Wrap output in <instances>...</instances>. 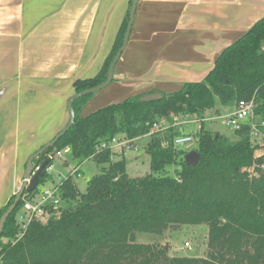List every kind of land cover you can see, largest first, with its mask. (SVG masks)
Listing matches in <instances>:
<instances>
[{
    "label": "trees",
    "instance_id": "obj_1",
    "mask_svg": "<svg viewBox=\"0 0 264 264\" xmlns=\"http://www.w3.org/2000/svg\"><path fill=\"white\" fill-rule=\"evenodd\" d=\"M131 3L101 69L92 78L76 80L75 94L106 79ZM263 46L264 17L220 53L202 81L185 83L157 100L143 102L144 95H138L85 116L80 106L92 94L74 101L73 125L33 160L32 169L47 154L70 147V160H91L101 165L100 172L86 182L83 193L75 175L61 180L57 210L49 207L47 220H32L16 240L22 198L40 192L51 179L44 174L42 187L25 193L4 223L0 264H264V153L255 155L261 146L249 138V121L234 132V140L203 125L207 112L217 107L232 110L240 100L253 101L254 121L264 135ZM182 118L201 124L191 150L199 155L194 166L184 160L188 151L173 144L184 134L176 127ZM160 121L170 127L161 138L152 134L143 146L150 168L144 177L127 176L124 153L95 151L115 136L141 138ZM15 197L0 209L2 214ZM192 225L207 227L204 257L170 256L167 245L136 241L138 233L162 235Z\"/></svg>",
    "mask_w": 264,
    "mask_h": 264
},
{
    "label": "crops",
    "instance_id": "obj_2",
    "mask_svg": "<svg viewBox=\"0 0 264 264\" xmlns=\"http://www.w3.org/2000/svg\"><path fill=\"white\" fill-rule=\"evenodd\" d=\"M129 1L0 0V209L19 191L28 158L66 126L75 81L99 72ZM262 17L264 0H138L113 81L91 107L202 81ZM230 111L217 107L204 121ZM89 162H75L80 177Z\"/></svg>",
    "mask_w": 264,
    "mask_h": 264
},
{
    "label": "rangeland",
    "instance_id": "obj_3",
    "mask_svg": "<svg viewBox=\"0 0 264 264\" xmlns=\"http://www.w3.org/2000/svg\"><path fill=\"white\" fill-rule=\"evenodd\" d=\"M106 88L107 87H105L101 91L93 93L89 98H87V100L83 104H81L79 114H81V111L83 110V108H84V111L89 110L88 111L89 113V112H94L107 105L113 104L114 102L110 100L105 101L104 103H101V101H98L96 104H94L93 107H91L92 102L90 101H92L95 97H97ZM205 118L206 119L214 118V113H212V110L207 112ZM187 123L188 122H184V124L178 125L176 127H179L182 130V132H184V134H193L196 130L195 128L197 127L200 128L201 126L200 123H194L190 125ZM187 125H189L190 130L189 128H187ZM203 125L205 129H208L212 132H218L232 140L235 139L234 132L228 127H226L221 119L212 120V122L209 120H206L204 121ZM168 126L170 127V123H168ZM158 135L160 138L163 136V134H160V133H158ZM150 137L151 136H148L147 140L145 139L139 143V147H140L139 152L137 153L132 152V153L126 154V156L124 155L125 164H126L125 170H126V174L128 177L139 178V177H144L150 174L149 157L143 150V146L147 144V142L149 143ZM259 145H263L262 148L264 149L263 142H259ZM195 146L196 145L194 143H190L188 145L182 146L181 148L190 152ZM259 153H260L259 151H256L255 155ZM72 162L74 163H70V167L63 168V164L61 160H55L54 167L52 171L50 172L51 179L47 181L43 186L48 187L51 184V182L58 184L61 180L67 178V176L70 175L73 169V166L75 167V164H77L75 163L76 161H72ZM100 169H101V165H97L94 162H89V164L84 165L83 175H81L80 178L75 177V182L79 189V192L81 193L84 192L86 188V182L94 175L99 174ZM170 172H172V169ZM41 187L42 185L38 186L37 188L40 189ZM14 191L18 193L16 188L14 189ZM3 214L2 212H0V218ZM46 220L47 218L43 219L42 222H45ZM206 237H207V227L205 225H192V226H182L176 231L168 230V231H165L162 235L138 233L136 235V241L138 243H144V244L167 245L169 247L168 254L170 256L176 255V256L204 257L207 252ZM2 241L6 243L9 240L7 238H3Z\"/></svg>",
    "mask_w": 264,
    "mask_h": 264
},
{
    "label": "built area",
    "instance_id": "obj_4",
    "mask_svg": "<svg viewBox=\"0 0 264 264\" xmlns=\"http://www.w3.org/2000/svg\"><path fill=\"white\" fill-rule=\"evenodd\" d=\"M264 51V46L262 48ZM253 109L254 104L253 101H244L240 100L236 103L235 107L226 115L224 116H217L216 119H221L222 122L226 127L231 129L233 132L238 131L241 129V127L249 121L250 124V131H249V138L253 141L263 142L264 143V135L260 132L259 128L257 127L254 117H253ZM184 122L189 123H197L194 120H188L187 118H182L177 125L184 124ZM169 129L168 124L165 121H160L153 123L150 127V131L147 135L143 136H151L154 133H160L164 134ZM196 132V131H195ZM195 132L193 134H183L176 136L173 139L174 146H184L188 145L190 143H195ZM141 137V138H143ZM136 138L132 140H127L125 138L115 136L110 138L107 141L100 142L96 148L95 151L101 152L108 150L110 152H121L124 154L128 153H137L140 151V147L138 144L139 139ZM261 147L263 145H260ZM71 149L70 147H66L62 150H57L54 152H51L45 156V159H48L49 163L46 165L44 174L50 175V172L52 171L54 167V161L55 160H63L66 156L70 155ZM39 168V165L36 166L31 170V174L33 175ZM262 169H264V165L261 166ZM70 175L80 177L79 173V167L75 166ZM61 182V181H60ZM51 182V184L48 187H42L40 192L36 194L33 198H22L23 205L21 207L20 212L16 216V223L18 225V231L15 235L16 240H19L22 238L24 233L26 232L28 225L32 220H40L46 219L49 217V207L52 208L53 211L57 210L60 199H59V185Z\"/></svg>",
    "mask_w": 264,
    "mask_h": 264
},
{
    "label": "water",
    "instance_id": "obj_5",
    "mask_svg": "<svg viewBox=\"0 0 264 264\" xmlns=\"http://www.w3.org/2000/svg\"><path fill=\"white\" fill-rule=\"evenodd\" d=\"M137 2H138V0H132L131 8H130L129 15H128V22H127L126 30H125V33L123 35V40H122L121 46L119 47L118 51L116 52L115 56L113 57L110 65H109L106 79L102 83H100L99 85L94 86V87L89 88V89H86V90L82 91L81 93L74 94L68 99L67 110L69 113V120H68L66 126L50 142L45 144L43 147H41L38 151H36L34 154H32L28 158L26 165H25V171L23 174V183H22L18 193L16 194L14 202L12 203V205H10V207L4 212V214L0 218V237H1V233H2L5 221L7 220L9 215L15 210V208H16L19 200L21 199V197L25 193H30V192L34 191L37 188V186L39 185L40 179L44 176L45 167L49 163L48 159H45L39 165L38 170L32 175L31 170H32L33 160L36 159L39 155L43 154L49 148L53 147L54 144L59 140V138L62 137L73 125L74 118H75V111H74L73 106H72L73 102L84 97V96H86V95L101 91L102 89L107 87L113 81L115 65L117 64L118 60L120 59L124 49L127 46L128 40H129ZM160 98H161L160 93H152V94L144 95L143 97L140 98V100L143 102H147V101L157 100ZM184 160H185L187 165L194 166L197 164V162L199 160V155L195 151H190L185 155Z\"/></svg>",
    "mask_w": 264,
    "mask_h": 264
}]
</instances>
